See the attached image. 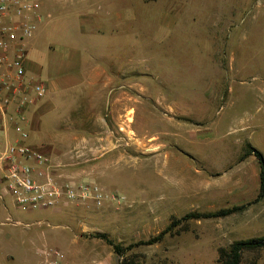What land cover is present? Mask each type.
<instances>
[{
	"label": "rangeland",
	"instance_id": "374dc122",
	"mask_svg": "<svg viewBox=\"0 0 264 264\" xmlns=\"http://www.w3.org/2000/svg\"><path fill=\"white\" fill-rule=\"evenodd\" d=\"M124 5L130 21L120 30L119 47L113 38L110 47L133 58L135 68L139 63V91L127 88L132 63L126 61L124 90L110 97L109 111L105 102L99 106L106 124L95 131L102 139L86 142L80 135H90V123H79L76 144L60 146L61 161H52L61 184H91L107 199L102 206L87 201L54 211L61 218L51 239L30 227L26 257L16 264L40 262L46 248L60 249L65 264H120L93 236L106 234L128 246L188 213L233 207L243 208L226 218L188 222L161 243L136 248V258L217 264L221 249L264 237L260 165L254 156L242 159L251 148L264 157V0ZM165 11L177 20L173 29H159ZM83 108L91 115L94 107ZM242 264H264V250L245 253Z\"/></svg>",
	"mask_w": 264,
	"mask_h": 264
},
{
	"label": "crops",
	"instance_id": "0c3cea01",
	"mask_svg": "<svg viewBox=\"0 0 264 264\" xmlns=\"http://www.w3.org/2000/svg\"><path fill=\"white\" fill-rule=\"evenodd\" d=\"M41 2L42 20L27 46L25 66L29 84L43 83L49 93L23 111L25 121L21 126L28 134L27 140L20 139L12 122L6 123L5 133L10 144H25L56 163L63 156L60 146L76 144L79 123H90V135H84L83 131L80 135L86 142L102 139L99 131H95L106 124L99 106L105 102L109 111L110 104L114 103L110 97L124 90L126 61L127 65L132 63V84H127V88L135 91L136 86L140 87L139 77H135L139 74V63L135 68L134 59L126 60L124 52L118 51L120 30L130 21L125 19L129 13L125 14L124 0ZM176 22L172 12L165 11L159 29H173ZM112 38L117 40L114 41L118 44L117 50L110 47ZM86 105L94 107L91 115H85ZM10 112L14 114L15 108ZM1 184L0 178V252L3 253L0 264H16L17 259L26 257L29 228L36 226L37 235L51 239L56 233L52 225L61 216L54 211H40L21 217L12 197L1 190ZM35 262L33 258L31 264Z\"/></svg>",
	"mask_w": 264,
	"mask_h": 264
},
{
	"label": "built area",
	"instance_id": "2783aa9c",
	"mask_svg": "<svg viewBox=\"0 0 264 264\" xmlns=\"http://www.w3.org/2000/svg\"><path fill=\"white\" fill-rule=\"evenodd\" d=\"M41 0H0V178L22 212L58 211L75 204L94 201L102 206L107 196L91 184L63 185L54 177L52 160L25 144H10L6 123L12 122L20 139L28 134L22 129L23 111L48 95L43 83L30 85L26 77L27 46L35 37L42 20ZM31 91H30V90ZM15 113L11 114V108ZM37 264H65V254L46 248Z\"/></svg>",
	"mask_w": 264,
	"mask_h": 264
},
{
	"label": "trees",
	"instance_id": "16d2710c",
	"mask_svg": "<svg viewBox=\"0 0 264 264\" xmlns=\"http://www.w3.org/2000/svg\"><path fill=\"white\" fill-rule=\"evenodd\" d=\"M249 156H254L260 165V192L257 200H262L264 198V157L262 153L255 148H251V151L244 155L242 159H245ZM242 208L243 207H233L220 209L214 212H191L166 227L157 236L147 241H140L128 246L113 242L106 234H96L93 237L104 240L105 243L113 249L114 254L122 259L120 264H144L136 258L134 253L136 248L159 244L167 236L176 234L178 231H180L182 226L188 222L226 218L237 213ZM261 250H264V237L245 242H236L229 249H221L217 264H242L245 253L257 252Z\"/></svg>",
	"mask_w": 264,
	"mask_h": 264
}]
</instances>
